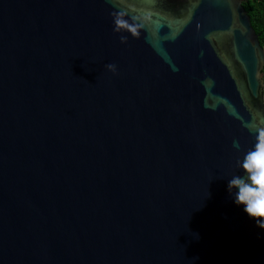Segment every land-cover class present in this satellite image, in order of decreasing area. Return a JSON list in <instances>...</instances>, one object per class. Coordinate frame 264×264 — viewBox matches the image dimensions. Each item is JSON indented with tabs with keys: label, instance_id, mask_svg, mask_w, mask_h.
<instances>
[{
	"label": "water",
	"instance_id": "1",
	"mask_svg": "<svg viewBox=\"0 0 264 264\" xmlns=\"http://www.w3.org/2000/svg\"><path fill=\"white\" fill-rule=\"evenodd\" d=\"M243 4L124 0L134 37L109 0H0V264H264L228 191L264 128Z\"/></svg>",
	"mask_w": 264,
	"mask_h": 264
},
{
	"label": "clouds",
	"instance_id": "2",
	"mask_svg": "<svg viewBox=\"0 0 264 264\" xmlns=\"http://www.w3.org/2000/svg\"><path fill=\"white\" fill-rule=\"evenodd\" d=\"M116 10L111 13L114 31L140 36L145 21L131 13V5L121 7L124 0H109ZM122 43H127V36L121 35ZM107 69L116 72L115 64L106 65ZM239 168L244 175H234L228 183V191L237 205H243L244 211L256 220L257 227L264 229V128L258 129L257 143L248 151Z\"/></svg>",
	"mask_w": 264,
	"mask_h": 264
},
{
	"label": "trees",
	"instance_id": "3",
	"mask_svg": "<svg viewBox=\"0 0 264 264\" xmlns=\"http://www.w3.org/2000/svg\"><path fill=\"white\" fill-rule=\"evenodd\" d=\"M244 7L249 13L252 24L264 47V0H243Z\"/></svg>",
	"mask_w": 264,
	"mask_h": 264
}]
</instances>
